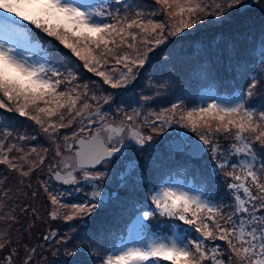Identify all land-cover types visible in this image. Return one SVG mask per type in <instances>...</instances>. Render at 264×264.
Returning <instances> with one entry per match:
<instances>
[{
	"label": "snow or ice",
	"instance_id": "1",
	"mask_svg": "<svg viewBox=\"0 0 264 264\" xmlns=\"http://www.w3.org/2000/svg\"><path fill=\"white\" fill-rule=\"evenodd\" d=\"M167 19L157 22L145 18L143 11L130 14L124 6L114 7L111 0L82 3L77 0H0V109L26 117L51 141L53 164H48L54 179L63 184L79 185L81 180L91 186L87 203L64 204L70 208L62 219L91 216L104 205L105 195L120 199L121 194L106 193L105 182L111 169L95 170L97 166L115 164L124 158L126 140L145 145L153 140L140 128L148 127L153 133L165 126L181 124L196 133L200 143L189 145L190 155L198 157L208 146L217 174L230 178V205L213 202L210 194L194 192L185 187L165 183L159 186L149 181L136 160L125 162L124 170L117 173L123 195L132 198L142 195L143 201H134L133 211L125 222L129 239L123 241L118 253L102 257V264H264V161L256 167L257 148L264 150V111L256 112L246 106V98L255 94L257 85L264 88V79L251 77L247 87L237 92L231 102L210 96L207 101L187 108L183 101L173 103L159 112L143 115L140 108L131 112L118 109L123 118L109 120L101 111V100L107 104L111 96H98L89 84L77 83L75 69L80 61L83 68L103 78L113 89L127 87L141 69L150 63V53L162 45L167 47L170 37H181L195 29L209 17L210 22H222L243 0H155ZM262 5V0H251ZM150 15H155L152 13ZM43 34L42 36L40 34ZM131 41V42H130ZM124 49H127L125 51ZM64 50H67L66 52ZM56 53L68 57L67 67L60 66ZM261 61L264 63V41L261 42ZM114 64L118 73L104 69ZM111 73V74H110ZM193 75L206 79V62L201 61ZM167 82L159 85L165 88ZM151 97L143 96L145 102ZM210 101V102H209ZM78 127L71 135L57 142L60 129ZM97 125L95 130L92 126ZM157 125H159L157 127ZM11 131L0 132V221L16 223L14 210L5 212L13 198L7 181L18 174L20 182L29 178L49 159V148L31 147L27 151L20 141L36 139L18 135L13 142ZM218 136L231 138V155L246 157L230 162L217 142ZM183 151V147L179 148ZM79 175V179H78ZM52 205H60L64 193L53 194L43 183ZM77 191L80 189L77 188ZM70 194V193H69ZM224 207H230L226 213ZM27 213L29 208H23ZM35 216V209H31ZM53 219L60 218L55 210ZM167 218L171 236L152 231L153 218ZM175 221V223H172ZM179 222H183L180 224ZM188 226V227H185ZM191 230V231H190ZM0 230V262L2 264H36L38 249ZM199 239L190 238L192 232ZM52 232L44 240L56 237ZM70 237L61 238L67 243ZM224 241L225 247L215 244ZM213 245L209 248L208 242ZM15 245V247H13ZM77 250L94 254L87 245ZM7 252L8 254L2 255ZM68 255H75L70 251Z\"/></svg>",
	"mask_w": 264,
	"mask_h": 264
},
{
	"label": "rangeland",
	"instance_id": "2",
	"mask_svg": "<svg viewBox=\"0 0 264 264\" xmlns=\"http://www.w3.org/2000/svg\"><path fill=\"white\" fill-rule=\"evenodd\" d=\"M151 1L152 4L156 5L154 8L151 4L148 6L145 5L143 2L137 0H111L114 7H120L121 9H124L123 6H126L127 9H130L132 8V6H134V4H137L142 5L143 12H146L148 10L153 13L160 12V9H158V7L160 8V6L156 4L155 0ZM77 2L95 3L96 0H77ZM257 6L258 5L250 4L249 2V5L245 9V11L257 9ZM138 10L141 11V9ZM236 10H240V6L237 7ZM156 18L157 19L154 20H156L157 22L166 20L167 12L163 11L162 14H160ZM211 23L219 24L220 22ZM215 28V26L211 27L212 30ZM174 38L176 37H172V39ZM192 47H194L197 53L202 54L205 46L201 45L200 41H196L193 43ZM181 48H186V44L175 45L166 53L162 54L161 57H156L154 59L152 58L156 55V51L154 53H150L149 65L150 70H152V72L150 73L151 76H148V74H146V82L144 83L145 85L143 84L141 89H135L136 93H132L128 97H123L122 93H120V88L113 89L110 85L104 84L102 82L103 78L97 76L95 73L89 71L88 69L83 68V61H80L77 65V68L74 70L75 74L79 76V80L77 81V83L89 84L92 92L97 93L98 96L108 95L112 97V100L109 103L105 104L101 100L99 104V107L103 109L101 111L108 114L110 121L114 119L116 122H119L123 118V113L118 111V109H125L126 111L131 112L133 108H140L142 110V118L141 121L137 122L139 124L143 122V115H146L149 111L159 112L163 109L170 108L173 103H178L181 100L187 108L195 107L196 103L198 102L194 98H192V96L194 92L198 89L202 79H199L194 76L193 70L197 69L199 66L195 63V59H189L187 57L186 52L179 51ZM64 51L66 52L67 50ZM54 55L55 59L60 62V66H68V57L66 55H63L62 53H56ZM156 64L158 65L155 68ZM109 69H112L113 71L118 73L119 66L110 64L104 70L109 71ZM251 77H256L257 79L259 77L260 79H264V63L258 65L255 73L246 77V84L244 88L247 87V84ZM165 82H167V86L163 89L160 88L159 85L164 84ZM129 85H131V83ZM262 89L263 88L260 85H257L253 97H251L250 99L246 98V106H251L256 110L257 113L260 111H264V95L262 94ZM143 96H149L151 97V99L145 102L143 100ZM236 98V96L229 98V102ZM5 113L11 114V118H14L13 122H18L16 126L19 128L20 131L16 130L14 133V124H10L7 126H0V132L10 130L13 134L11 139L21 134L27 135L29 137H36V139H29L26 141L19 142L20 146L24 147L26 151L31 147H36L37 149L46 147L50 149L48 161H46L45 165L42 166V168L39 169L37 173L33 176V181L28 182L29 190L25 188L24 194L28 198V201L26 203H22V206L24 208H29V211L27 213L24 212L23 217L26 218L30 216L33 218L31 219L32 222H30L31 230L33 232L38 229L39 225L42 224V221L46 222L44 234L30 235V239L33 240V244L30 246L37 247L38 249L36 264H43L48 259L47 257L52 258L57 253L60 245L62 244L61 238H72L76 233L81 221L84 219V217L74 219L72 221H66L62 219L66 212H71L70 208L65 209L64 207H62V205L89 202L88 193L91 191V186L87 182L81 180L79 185H72L69 189H67L72 190L71 192H69L70 194L68 193L70 195L69 198L63 195L61 197V204L54 205V208L57 212V207L61 208V212L59 214L61 216V219L58 220V223L63 221L61 225H58L54 228L52 227L53 220L51 219V214L43 220L41 218L40 212L43 210L47 202H50L51 204L47 193L43 191V183H47L49 190L53 194L57 195V193L62 192V186L56 185L55 180L52 178L51 175L52 172L48 170L49 163L53 164V167H55V161L52 159L53 145L43 133L35 132L34 122L24 123V121L22 120L26 117H21L18 114L11 112ZM96 126L97 125L92 126L93 130H95ZM158 126L159 125H157V127ZM77 127L78 125L74 124L72 128L60 129L57 136V142H61L62 137L64 135H71V132ZM140 131H142L145 135H152L153 140L149 141L145 145H139L135 141L126 140L125 143L127 145V148L122 149V152L125 153L124 158L122 160L117 161L115 164L97 166V168L95 169L97 171H103L105 170V167L111 169L110 177L105 182L106 193H117L123 195L124 189L119 186V181L117 179L116 174L124 170L126 161L134 159L140 165V170L152 183H155L159 186H163L165 183L170 182L175 186L185 187L186 189L192 190L194 192H201L205 195L210 194L213 202L218 203L221 206L230 205L232 203L231 190L227 187L228 183L230 182V178L226 177L223 172L217 174L215 171H213L214 162L211 159L212 154L208 151V146L199 155L197 159H194L195 157L189 154L190 152L188 150V146L192 144L193 139L197 138L196 133L192 132L189 128L183 127L181 124L176 123L171 124V126H165L162 131L156 133H153L151 129L146 126L140 128ZM183 131H187L186 136L181 135ZM176 137L183 138V142L185 145L183 151L176 150L172 147L171 141ZM13 142L16 141L13 140ZM217 142L220 144L221 148L225 150L224 156L227 157L230 162L236 163L246 159V157L239 154L234 156L231 155V145L235 143V141L230 137L225 138L224 136H218ZM254 147L257 148L258 153L264 152V150L259 149L258 146L255 144ZM180 157L186 158L187 163H179L178 159ZM176 159L177 161H175ZM262 161H264V156L258 154L256 159L257 170H259ZM159 166H168L167 168H169V171L164 172L162 176H159L156 179V177H154V175H151V173L155 171ZM185 166H187L188 168H186ZM170 167H173V169L170 170ZM77 188H79L80 190L77 191ZM41 192L47 197V201H45V198H41ZM133 197H135L131 198L133 203L134 201H143L142 195H136ZM104 199L106 202L113 201L111 203L117 202L119 200L116 199L115 196L110 195H105ZM133 203L129 207V209L131 210L133 209ZM33 208L36 210V217H33V212L31 211V209ZM51 208L52 207H48L47 209L51 210ZM224 211L228 213L231 212L232 209L230 207H224ZM24 223H27L25 219L19 220L14 224L12 229L17 230L19 226H24ZM172 223H175V221H172ZM179 223L183 224V222ZM151 227L153 232L162 236H171L174 231L169 229L167 218L162 217L153 218V220L151 221ZM52 232H55L57 234L56 237H50V239L47 241L43 239L44 236H49ZM122 233L124 234H120L118 236L113 235L114 241H112L113 243L111 245L108 244L107 246H105V243H100L97 249L94 250L102 251L101 255L96 254V264H102V262H99V259H102V257L108 254H114L119 252L120 248L123 247V241H127L129 239L128 229L127 232ZM193 237L199 239V234L193 231L192 236L190 238ZM109 239L112 240L110 237ZM100 241L109 242L108 239L105 237H103V239H101ZM214 243L218 244L222 248L225 247L224 241L217 240ZM212 245L213 242L209 241V248ZM13 264H15V261L13 262ZM160 264H168V262L161 261Z\"/></svg>",
	"mask_w": 264,
	"mask_h": 264
},
{
	"label": "trees",
	"instance_id": "3",
	"mask_svg": "<svg viewBox=\"0 0 264 264\" xmlns=\"http://www.w3.org/2000/svg\"><path fill=\"white\" fill-rule=\"evenodd\" d=\"M137 1L143 2L148 6L151 4L153 8L156 6L155 4H152L151 0ZM216 2H220V0H216ZM249 2L250 4H253L251 0H243V5L240 6V10L237 11L236 9H233L230 15L223 19L219 24L211 23L210 20L212 21V18L209 17V20L204 21L202 24H198L195 29L187 30L185 33H182L181 37H176L174 39L170 37V41H174V43L170 42L167 47L162 45L160 48L156 49V55L152 59L161 57L162 54L166 53L175 45L186 44V48H181L179 51L186 52L189 59H195V63L198 66L201 61L206 62L209 75L206 79H202L198 89L192 96V98L198 102L195 106L207 101L210 96H216L221 101L229 102V98L234 97L237 92L244 89L246 77L255 73L258 65L262 63L261 42L264 41V7L258 5L257 9L245 11ZM263 3L264 0H262V5ZM138 9L143 11L142 5L134 4V6L127 9V11L132 14L136 11H140ZM158 9L160 8L158 7ZM123 10L124 9H121L122 13ZM162 12L163 11H160L156 12L155 15H150L153 12L148 10L144 13L145 18L157 19L156 17L162 14ZM212 26H215L216 28L212 30ZM40 35L42 36L43 34L41 33ZM196 41H200L201 45L205 46L202 54L197 53L194 47H192L193 43ZM157 65L158 64L155 65V68ZM151 72L150 65L147 64L139 71L137 78L131 83V85L119 89L123 97H128L132 93H136L135 89H141L146 82V74L151 76ZM258 79L260 78L258 77ZM261 91L264 95V88ZM101 110L103 109L101 108ZM13 120L14 118H11V114H7L0 109V126L14 124L13 131L15 133L19 128L16 126L18 122H13ZM22 121H24V123L32 122L28 118H25ZM34 129L35 132H40L38 125H35ZM13 140H15V138H13L12 141ZM198 157H195L194 159H197ZM178 160L179 163H187L186 158L180 157ZM175 161H177V159ZM167 167L168 166H159L151 173V175H154L157 179V177L162 176L164 172L169 171V168ZM185 167L188 168L187 166ZM3 168H6V166H0V169ZM171 169H173V167H170V170ZM2 174L3 173L0 172V175ZM33 176L23 178V183H21L19 175L12 174L7 181L8 186L12 189L13 198L8 202L9 207L5 208L4 211L8 212L14 210V215L17 217V221L25 219L27 223H24V226H19L17 230H13L12 227L15 223H5L0 221V230L9 231L11 236L17 240H21L20 231L18 230H22L25 233L23 236V242L27 245L33 244L30 235L44 234L46 228V222L42 221V224L39 225L38 229L33 232L30 224V222H32L31 219L33 218L30 216L26 218L23 217L24 212L22 209L24 207L22 206V203L28 201L24 192L25 188L29 190L28 182L33 181ZM55 183L57 186H62V192L57 193V195L59 196L60 193H64V195L69 198L70 195L68 193L72 190L67 189L72 185H66L59 181L56 182V180ZM40 195L42 199L45 198V201H47V197L42 192ZM60 199L62 198L60 197ZM130 199L131 198L127 196L121 195L117 202L111 203L113 201H105L106 203L101 205L100 208L98 207L91 216L84 217L74 236L68 240L66 244L62 243L57 253L52 258L47 257L48 259L43 264H96V254L101 255L102 251H94V254H89L77 250V247L87 245L90 249L95 250L100 243H105V246L108 244L111 245L113 243L112 241H114L113 235H123L124 233L122 232H127L125 222L133 211V209H129L133 203L132 199ZM48 207H52L51 210L47 209ZM53 210L56 211L54 205L47 202L43 210L40 212L41 218L43 220L46 219ZM57 210L60 214L61 208L57 207ZM59 217L60 218L53 219L51 216V219L53 220V228L63 223V221L58 223V220L61 219L60 215ZM103 237L107 238L109 242H101L100 240L103 239ZM109 237L112 240H110ZM13 247H15V245H13ZM70 251H75V255H68L67 253ZM7 254V252L2 253V255L5 256ZM99 262H102V259H99ZM0 264H2V262H0Z\"/></svg>",
	"mask_w": 264,
	"mask_h": 264
},
{
	"label": "water",
	"instance_id": "4",
	"mask_svg": "<svg viewBox=\"0 0 264 264\" xmlns=\"http://www.w3.org/2000/svg\"><path fill=\"white\" fill-rule=\"evenodd\" d=\"M181 135L182 136H186L187 135V131H183L182 133H181ZM180 135V136H181ZM193 143H200L199 141H198V139L197 138H195V139H193V141H192V144ZM171 144H172V146H173V148L174 149H176V150H179V148H181V147H183L184 148V142H183V138L182 137H176L175 139H173L172 141H171ZM206 147L207 146H205V149H206ZM189 151H190V148H189ZM203 152V151H202ZM202 152H200V154L202 153ZM199 154V155H200ZM52 176H53V174H52ZM53 178H54V176H53ZM57 181V180H56ZM60 182V181H59Z\"/></svg>",
	"mask_w": 264,
	"mask_h": 264
}]
</instances>
